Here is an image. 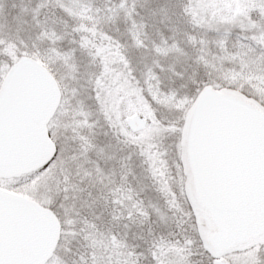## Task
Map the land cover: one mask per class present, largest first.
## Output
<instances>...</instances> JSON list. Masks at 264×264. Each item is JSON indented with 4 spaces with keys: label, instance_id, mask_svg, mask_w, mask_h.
<instances>
[{
    "label": "snow or ice",
    "instance_id": "snow-or-ice-1",
    "mask_svg": "<svg viewBox=\"0 0 264 264\" xmlns=\"http://www.w3.org/2000/svg\"><path fill=\"white\" fill-rule=\"evenodd\" d=\"M0 264H264V0H0Z\"/></svg>",
    "mask_w": 264,
    "mask_h": 264
}]
</instances>
